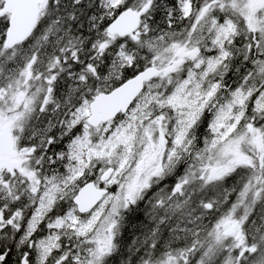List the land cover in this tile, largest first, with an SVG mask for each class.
<instances>
[{
    "label": "snow or ice",
    "instance_id": "obj_1",
    "mask_svg": "<svg viewBox=\"0 0 264 264\" xmlns=\"http://www.w3.org/2000/svg\"><path fill=\"white\" fill-rule=\"evenodd\" d=\"M0 264H264V0H0Z\"/></svg>",
    "mask_w": 264,
    "mask_h": 264
}]
</instances>
